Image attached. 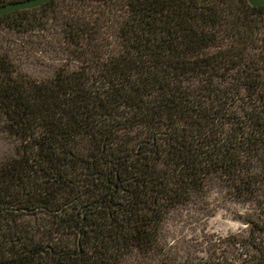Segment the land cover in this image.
Instances as JSON below:
<instances>
[{"label": "trees", "instance_id": "16d2710c", "mask_svg": "<svg viewBox=\"0 0 264 264\" xmlns=\"http://www.w3.org/2000/svg\"><path fill=\"white\" fill-rule=\"evenodd\" d=\"M0 29L60 56L43 75L0 45V264H191L163 224L214 177L249 229L196 264H264V6L53 0Z\"/></svg>", "mask_w": 264, "mask_h": 264}, {"label": "rangeland", "instance_id": "374dc122", "mask_svg": "<svg viewBox=\"0 0 264 264\" xmlns=\"http://www.w3.org/2000/svg\"><path fill=\"white\" fill-rule=\"evenodd\" d=\"M17 39L11 31L0 29V45L3 40L19 45L12 53L18 64L33 62L34 70L43 75L59 65L60 56L52 48L56 47V39L46 38L42 43L31 40L29 44ZM12 149L13 145L7 136L0 133V162L14 154ZM229 198L223 183L214 177L210 182L209 193L197 196L192 205L171 212L162 228L163 247L168 256L171 259L178 257L181 261L190 259L191 264H196L203 257L201 252H207L208 241L211 239L217 238L220 242L240 231H243L240 234L247 235L249 228L240 222L251 206L245 209ZM161 260L160 256L135 252L128 257L126 264H162Z\"/></svg>", "mask_w": 264, "mask_h": 264}, {"label": "water", "instance_id": "95a60500", "mask_svg": "<svg viewBox=\"0 0 264 264\" xmlns=\"http://www.w3.org/2000/svg\"><path fill=\"white\" fill-rule=\"evenodd\" d=\"M51 1L53 0H25V1H18V2L4 4L0 6V18L12 12L38 8ZM248 3L252 7L264 6V0H248Z\"/></svg>", "mask_w": 264, "mask_h": 264}]
</instances>
